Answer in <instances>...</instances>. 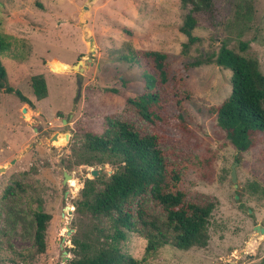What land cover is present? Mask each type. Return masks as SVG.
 Listing matches in <instances>:
<instances>
[{
  "label": "rangeland",
  "instance_id": "rangeland-1",
  "mask_svg": "<svg viewBox=\"0 0 264 264\" xmlns=\"http://www.w3.org/2000/svg\"><path fill=\"white\" fill-rule=\"evenodd\" d=\"M189 8L179 0H0V63L9 84L29 100L0 90V264H68L72 234L91 229L89 216L75 209L83 182L93 178L91 169L104 165L99 174L105 175L113 169L80 159L83 133H100L106 116L157 134L165 158L181 171L177 188L185 198L213 203L204 247L164 245L144 264L264 260V233L254 230L264 225V133H254L247 149L234 148L213 110L230 92V70L187 66L221 43L240 52L242 41L247 48L240 53L256 59L264 74V0H212L210 15L194 14L191 33L198 40L182 54L186 36L178 27ZM134 49L166 54V81L157 83L151 122L125 107L127 97L143 92L141 70L151 69L147 59L140 65L121 59ZM36 74L45 81L42 99L32 93ZM178 96H184L182 118ZM37 208L50 216L41 254L33 246ZM146 209L160 217L152 202ZM144 245L130 233L119 248L141 259Z\"/></svg>",
  "mask_w": 264,
  "mask_h": 264
},
{
  "label": "trees",
  "instance_id": "trees-1",
  "mask_svg": "<svg viewBox=\"0 0 264 264\" xmlns=\"http://www.w3.org/2000/svg\"><path fill=\"white\" fill-rule=\"evenodd\" d=\"M179 2L183 7L190 5L178 27L186 36L180 46L181 53L186 54L189 46L198 40L191 33L196 24L194 14L210 15L212 0ZM246 48V42H239L240 52ZM240 52L221 43L215 52L198 55L187 66L214 63L230 70V92L213 110L218 128L224 131L234 148L243 151L252 145L254 133H264V74L256 59ZM165 58L166 54L157 50L134 49L126 55L121 54V59L138 65L141 59L151 61V69L141 70L143 92L125 99L126 109L144 121L156 119L151 108L159 99L157 83L166 81ZM30 83L35 98H44L46 86L42 75L31 76ZM0 90L29 102L9 84L1 63ZM183 97L175 98L178 118H182L180 102ZM82 136V163H107L113 169L108 175L98 174L83 182L75 209L89 216L91 229L87 233L72 234V257L68 264H144L145 258L164 245L187 250L207 244L208 218L213 203L200 204L185 198L177 188L181 171L178 165H170L165 158L157 134L141 131L127 119L106 116L100 133L87 131ZM261 191L264 193L263 189ZM148 201L159 207L160 217L147 211ZM49 218V214L38 208L32 211L33 246L39 254L45 247L44 231ZM130 233L145 240L141 259L120 251V242Z\"/></svg>",
  "mask_w": 264,
  "mask_h": 264
},
{
  "label": "water",
  "instance_id": "water-1",
  "mask_svg": "<svg viewBox=\"0 0 264 264\" xmlns=\"http://www.w3.org/2000/svg\"><path fill=\"white\" fill-rule=\"evenodd\" d=\"M79 80H80V74H77V86H78V84H79ZM52 138H53V139L56 138V135L52 136ZM103 168H104V165H102V166H101L100 168H98V169H91V170H89V173H90V175H91L92 177L97 176V175L100 173L101 169H103ZM65 179H66V176L64 175V176H63V181H64ZM230 179H231V181H235L233 166H231ZM263 224H264V221H263ZM254 230H255L256 232H259V233H264V226L255 225V226H254Z\"/></svg>",
  "mask_w": 264,
  "mask_h": 264
},
{
  "label": "flooded vegetation",
  "instance_id": "flooded-vegetation-1",
  "mask_svg": "<svg viewBox=\"0 0 264 264\" xmlns=\"http://www.w3.org/2000/svg\"><path fill=\"white\" fill-rule=\"evenodd\" d=\"M264 226V225H263Z\"/></svg>",
  "mask_w": 264,
  "mask_h": 264
}]
</instances>
